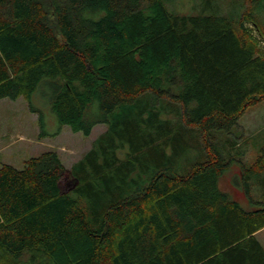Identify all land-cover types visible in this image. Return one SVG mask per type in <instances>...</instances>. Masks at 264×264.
<instances>
[{"label":"trees","instance_id":"obj_1","mask_svg":"<svg viewBox=\"0 0 264 264\" xmlns=\"http://www.w3.org/2000/svg\"><path fill=\"white\" fill-rule=\"evenodd\" d=\"M217 1L0 0V99L106 125L69 168L0 165V264H264V146L245 166L211 141L264 100V0ZM234 161L249 208L219 186Z\"/></svg>","mask_w":264,"mask_h":264},{"label":"rangeland","instance_id":"obj_2","mask_svg":"<svg viewBox=\"0 0 264 264\" xmlns=\"http://www.w3.org/2000/svg\"><path fill=\"white\" fill-rule=\"evenodd\" d=\"M211 1L217 0H164L169 11L179 14L199 13L201 7ZM217 2L220 11L232 6L230 0ZM255 37L259 38V36ZM258 46L264 49V42L260 40ZM31 103L36 107L37 112L32 111L28 102L22 97L15 100L0 99V165L9 163L21 168L27 158L50 150L56 152L64 166L69 168L85 154L93 140L106 129L105 124H96L88 135H84L82 132L72 131L66 125L58 128L57 120L49 110L48 100L42 96L40 90L32 94ZM212 137L211 141L219 146L224 156L228 152L223 146L226 140H236L238 144L241 143V147L230 148L229 152L236 154L234 156L237 158L242 153V149H246L241 156L242 163L245 166L251 165L260 154V148L264 146V100L247 107L230 133L216 130L212 132ZM193 157L196 158V153H193ZM240 170L237 162L230 163L219 178V186L230 198L239 202L244 208H249L247 197L234 180ZM254 235L264 247V227ZM2 264L9 263L4 261Z\"/></svg>","mask_w":264,"mask_h":264},{"label":"crops","instance_id":"obj_3","mask_svg":"<svg viewBox=\"0 0 264 264\" xmlns=\"http://www.w3.org/2000/svg\"><path fill=\"white\" fill-rule=\"evenodd\" d=\"M260 242V241H259Z\"/></svg>","mask_w":264,"mask_h":264}]
</instances>
